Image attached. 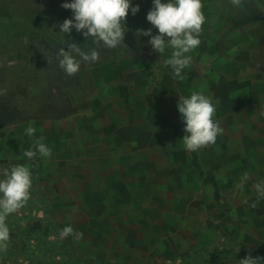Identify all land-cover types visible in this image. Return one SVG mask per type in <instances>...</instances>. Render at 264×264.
<instances>
[{"label":"crops","instance_id":"obj_1","mask_svg":"<svg viewBox=\"0 0 264 264\" xmlns=\"http://www.w3.org/2000/svg\"><path fill=\"white\" fill-rule=\"evenodd\" d=\"M112 58L84 77L93 85L80 87L71 111L5 127L1 170L28 166L32 187L19 219H6L9 241L24 246L0 251V264H163L215 242L235 264L246 256L264 264V197L255 189L264 182V59L248 64L210 46L180 80L167 57ZM177 81L186 97L211 98L223 129L194 152L200 173L181 141ZM40 137L52 155L24 157ZM69 225L83 237L61 239Z\"/></svg>","mask_w":264,"mask_h":264},{"label":"rangeland","instance_id":"obj_2","mask_svg":"<svg viewBox=\"0 0 264 264\" xmlns=\"http://www.w3.org/2000/svg\"><path fill=\"white\" fill-rule=\"evenodd\" d=\"M65 2L72 0H0V137L12 123L59 117L71 111L72 104L79 105L82 100L84 93L80 92V87L84 83L93 85L84 80L86 75L100 62L115 61L110 57L128 59L130 53L133 57L162 59L171 55V49L163 54L154 52L148 43L150 37L136 36L137 30L150 28L153 35L159 34L146 19L153 0H130L133 7L139 5V11L133 15L129 10L125 23L128 31L124 36L127 47L121 45L116 49L97 46L91 37L85 40L75 28L70 34L59 32L58 25L73 17L70 9L62 7ZM202 3L206 22L199 37L201 43L188 55L193 58L207 47L222 46L237 51L248 64L264 59V0H243L239 7L230 0H202ZM72 42L84 52L95 48L100 55L95 63L81 61L79 72L68 76L59 67L56 53L60 48L67 51V44ZM1 169L2 165L0 180L5 178ZM8 217L9 221L18 218L16 213ZM33 244L37 249L44 248V241ZM18 245L23 243L8 242L10 249ZM224 248L217 242L210 246L199 243L196 252L187 251L163 264H235L233 257L222 253Z\"/></svg>","mask_w":264,"mask_h":264},{"label":"clouds","instance_id":"obj_3","mask_svg":"<svg viewBox=\"0 0 264 264\" xmlns=\"http://www.w3.org/2000/svg\"><path fill=\"white\" fill-rule=\"evenodd\" d=\"M230 3L239 7L243 0H230ZM62 7L70 9L73 17L58 25L59 32L70 34L75 28L78 33L83 34L85 40L91 37L94 44H102L107 49H116L121 45L127 47L124 44V36L128 31L125 27L126 18L129 10L133 15L139 11V5L133 7L130 0H72L71 3H63ZM203 7L202 0H168L167 3L153 0L146 19L159 34L153 35L151 28L136 32L137 37H150L148 43L154 52L163 54L166 49L172 50L164 65L171 66L174 77L180 80L185 79L182 75L184 69L191 66L192 57L188 54L201 43L199 37L206 22ZM67 48V51L60 48L56 56L59 67L68 76L79 72L81 61L95 63L99 60L100 54L95 48L84 52L75 42L67 44ZM76 56L80 59H76ZM177 108L185 125V135L181 140L185 149L195 152L216 143L217 136L222 134L223 129L214 120L216 106L210 97L198 92H192L189 97L179 96ZM35 132L36 129L32 126L25 129L29 136H33ZM43 140V137L34 140L35 150H25L23 156L29 160L34 159L37 153L42 157H50L52 150ZM31 187L32 172L25 165L13 166L10 172L5 173V178L0 180V251L7 250L10 240L6 219L26 206ZM255 189L259 196L264 197V182L255 184ZM69 235L77 239L83 237L82 232H75L70 225L59 232L61 239ZM259 260L260 258L246 256L239 264H258Z\"/></svg>","mask_w":264,"mask_h":264},{"label":"trees","instance_id":"obj_4","mask_svg":"<svg viewBox=\"0 0 264 264\" xmlns=\"http://www.w3.org/2000/svg\"><path fill=\"white\" fill-rule=\"evenodd\" d=\"M177 80H178V79H177ZM177 82H178V81H177ZM178 86H179V89H180V91H181L182 96H185V97H186L185 90H184V88L180 85L179 82H178ZM191 154H192V163H193V166L199 171V167H198L197 162H196V156H195V153H194L193 151H191ZM199 173H200V171H199ZM50 244L53 245V246L56 245V244H54V243L49 242V246H51Z\"/></svg>","mask_w":264,"mask_h":264}]
</instances>
